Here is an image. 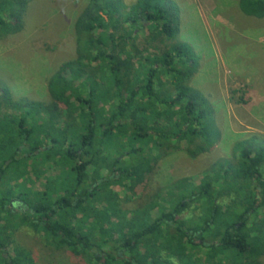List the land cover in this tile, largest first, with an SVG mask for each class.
I'll list each match as a JSON object with an SVG mask.
<instances>
[{"label": "trees", "instance_id": "obj_1", "mask_svg": "<svg viewBox=\"0 0 264 264\" xmlns=\"http://www.w3.org/2000/svg\"><path fill=\"white\" fill-rule=\"evenodd\" d=\"M29 1L0 0V36L21 30ZM239 7L264 16V0ZM177 9L172 0H86L73 21L74 56L48 77L49 101L16 99L0 81V264H31L20 247L4 255L15 217L87 264H197L198 249L208 261L230 253L235 264H260L264 138L236 141L235 162L214 163L187 191L175 184L171 198L159 197L167 211L157 200L123 210L112 188L127 181L135 194L181 142L191 157L215 142L212 104L189 83L196 56L175 40ZM145 31L163 48L141 56ZM48 168L60 171L29 188Z\"/></svg>", "mask_w": 264, "mask_h": 264}, {"label": "rangeland", "instance_id": "obj_2", "mask_svg": "<svg viewBox=\"0 0 264 264\" xmlns=\"http://www.w3.org/2000/svg\"><path fill=\"white\" fill-rule=\"evenodd\" d=\"M133 1L122 0L126 4ZM172 1L180 20L175 40L187 42L196 56L189 83L212 104L217 133L214 144L198 156L191 157L184 151L185 141L179 149L169 150L149 166L150 172L135 187V194L127 181L113 185L118 204L126 211L153 200L159 202V211H167L169 203L159 197L171 198L178 190L175 184L182 182L187 191L190 184L201 182L203 173L214 163L235 162L236 141L252 135L264 138V16L246 14L239 7V0ZM85 2L30 0L21 30L0 36V81L14 98L50 100L48 77L60 63L74 56L73 21ZM162 48L160 39H153L147 31L137 41L141 56ZM59 171L46 169L43 177L36 178L29 188L42 190L45 179ZM12 202L16 203V198ZM4 221L1 217L0 224ZM10 222H14V228L5 256L17 257L15 248L20 247L31 264H87L80 256L47 242L43 231L26 226L18 217ZM195 255L199 259L197 264H235L230 253L220 254L213 261L207 260L205 249H198ZM258 262L264 264V255Z\"/></svg>", "mask_w": 264, "mask_h": 264}]
</instances>
